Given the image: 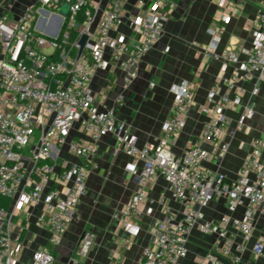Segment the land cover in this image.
Instances as JSON below:
<instances>
[{
	"label": "built area",
	"instance_id": "2783aa9c",
	"mask_svg": "<svg viewBox=\"0 0 264 264\" xmlns=\"http://www.w3.org/2000/svg\"><path fill=\"white\" fill-rule=\"evenodd\" d=\"M64 5L69 6L67 15L60 12ZM126 5L127 0H108L103 10L100 0H39L29 5L18 21L10 22L8 14L0 18V197L14 201L10 212L0 209V264H19L30 207L45 205L35 224L48 231L50 244L61 242L88 193L89 173L98 167V143L107 135L117 140L114 154L124 151L132 158L126 170L140 179V187L121 210L122 215L133 218L140 212L159 177L167 180L173 198L184 208L180 220L166 216L154 222L153 244L144 249L142 264H177L188 255L195 227L218 238L217 247L205 257L206 264H227L225 258L230 264L242 261V246L235 245L231 228L249 241L257 213L264 214V132L254 139L234 182H229L226 174L205 167L204 162L222 158L229 150V143L222 140L230 122L225 111L241 103L244 90L239 87L240 81L252 80L256 75L264 80V3L253 21L257 32L252 47L223 52L224 69L228 63H239V70L214 83L207 96L209 105L204 108L209 119L181 155L174 152L173 142L185 127L194 104L195 86L191 82L171 87L174 104L162 135L156 143L142 147L112 110L96 105L92 80L97 70L118 68L124 74L125 86H131L139 77L144 55L163 36L176 0H138L140 11L136 15H126ZM226 5L222 0L221 6ZM44 13L61 16L63 21L56 24L48 20L47 33L38 26ZM99 13L100 23L94 29ZM220 20L229 22L230 16L223 14ZM123 25L130 34L115 35ZM73 30L78 32L75 38ZM221 32V27L211 30L214 48ZM84 34L88 40L80 55L79 42ZM206 49L212 52L213 46ZM240 50L248 55L242 63ZM221 81L226 84L224 92ZM258 91L256 86L253 93ZM254 114L252 107H246L238 126ZM36 134L39 141L35 143ZM202 143L212 144L213 149L205 150ZM65 146L79 162L63 157ZM217 198L225 200L231 213L245 206L244 215L206 219L204 208ZM14 216L20 217L17 226L13 224ZM124 224L128 234L125 243L130 244L140 226L132 221ZM94 240L93 233L84 235L83 254L88 253ZM252 258L264 264V238L254 241ZM55 261L47 245L36 246L32 264Z\"/></svg>",
	"mask_w": 264,
	"mask_h": 264
},
{
	"label": "crops",
	"instance_id": "0c3cea01",
	"mask_svg": "<svg viewBox=\"0 0 264 264\" xmlns=\"http://www.w3.org/2000/svg\"><path fill=\"white\" fill-rule=\"evenodd\" d=\"M38 1L0 0V18L8 14L10 22L18 21L26 8ZM100 1L104 10L108 0ZM221 1L176 0L163 36L144 55L139 77L131 86H125L124 74L118 68L97 70L92 80V88L97 94L96 105L100 109L112 110L117 120L137 136L138 146L159 140L174 104L171 87L189 81L195 86L194 104L189 110L185 127L173 142L174 152L181 155L199 136L209 119L204 108L209 105L207 96L214 83L239 70V63H228L224 69L226 62L222 54L227 49L252 47L257 32L253 21L260 14L264 0H225L226 6H221ZM139 11L138 0H127L126 15H136ZM223 14L230 16L229 22L220 20ZM100 15L96 18L94 29L100 23ZM48 20L60 23L59 16L44 13L38 26L47 33ZM216 27H221L222 32L214 48L211 30ZM120 32L130 34L126 25L115 35ZM212 46L213 51L208 52L206 48ZM239 53L240 63L246 61L248 55L242 50ZM2 57L3 42L0 38V59ZM256 86L259 91L254 94ZM239 87L244 90L241 103L225 111L230 122L222 140L229 143V150L222 158L204 162L205 167L226 174L229 182L236 180L246 156L252 150L254 139L264 132V80L256 75L252 80L240 81ZM225 89L226 84L221 81V91ZM246 107H252L255 114L240 127L238 120ZM116 141L113 135L104 136L99 141L98 167L89 173L88 193L78 205L76 217L59 244H50L48 231L35 224L45 205L29 208L30 218L23 233L25 248L19 264H32L34 250L39 244L51 249L56 258L55 264H68L72 259L77 260V264H142L144 249L153 244L154 222L166 216L175 220L182 218L184 208L173 198L170 185L163 177L151 185L149 197L142 203L137 215L133 218L122 215L121 210L139 189L140 179L137 174L126 170L127 163L132 160L128 154L124 151L114 154ZM202 147L207 151L213 149L210 143H202ZM62 155L70 162H79L77 157L68 152L67 146L63 148ZM244 211L245 206H240L234 213L229 212L223 198L213 200L203 210L205 218L211 221H217L225 215L241 218ZM19 218L13 217L14 226L19 224ZM126 221L140 226L138 236L133 237L130 244L125 243L128 237L124 227ZM254 225L253 236L246 242L237 230L231 228L235 245L242 246L240 264L250 261L263 264L252 258L254 241L264 238V214L260 211ZM87 232L93 233L95 240L88 253L83 254L81 243ZM217 244L216 236L205 234L195 227L190 235L188 255L177 264H206L207 253L214 250ZM224 261L230 264L227 258Z\"/></svg>",
	"mask_w": 264,
	"mask_h": 264
},
{
	"label": "water",
	"instance_id": "95a60500",
	"mask_svg": "<svg viewBox=\"0 0 264 264\" xmlns=\"http://www.w3.org/2000/svg\"><path fill=\"white\" fill-rule=\"evenodd\" d=\"M68 11H69V6H68V5H64V6L62 7V9H61L60 12H61V14H63V15H67V14H68ZM59 20H60V22H62V21H63V18H62L61 16H59ZM87 40H88V35H86V34H84V35L81 37V39H80V42H79V44H80V52H79V54H80V55H81V54L84 52V50H85ZM68 264H77V260L72 259V260L69 261Z\"/></svg>",
	"mask_w": 264,
	"mask_h": 264
},
{
	"label": "trees",
	"instance_id": "16d2710c",
	"mask_svg": "<svg viewBox=\"0 0 264 264\" xmlns=\"http://www.w3.org/2000/svg\"><path fill=\"white\" fill-rule=\"evenodd\" d=\"M82 21V19H81ZM73 38L77 37L78 32L73 30L72 31ZM13 199L8 197H0V208L6 211H10L12 208Z\"/></svg>",
	"mask_w": 264,
	"mask_h": 264
},
{
	"label": "rangeland",
	"instance_id": "374dc122",
	"mask_svg": "<svg viewBox=\"0 0 264 264\" xmlns=\"http://www.w3.org/2000/svg\"><path fill=\"white\" fill-rule=\"evenodd\" d=\"M34 138H35V140H36L35 143L38 142V141H39V134H36V135L34 136Z\"/></svg>",
	"mask_w": 264,
	"mask_h": 264
}]
</instances>
